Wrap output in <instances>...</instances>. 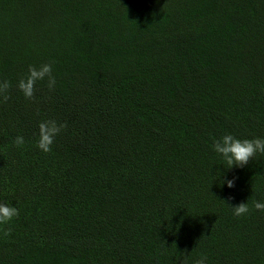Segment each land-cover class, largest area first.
Here are the masks:
<instances>
[{
  "label": "trees",
  "instance_id": "16d2710c",
  "mask_svg": "<svg viewBox=\"0 0 264 264\" xmlns=\"http://www.w3.org/2000/svg\"><path fill=\"white\" fill-rule=\"evenodd\" d=\"M5 80L0 264H264V154L213 149L264 138V0H0ZM46 120L67 123L48 153Z\"/></svg>",
  "mask_w": 264,
  "mask_h": 264
},
{
  "label": "clouds",
  "instance_id": "9594fccd",
  "mask_svg": "<svg viewBox=\"0 0 264 264\" xmlns=\"http://www.w3.org/2000/svg\"><path fill=\"white\" fill-rule=\"evenodd\" d=\"M47 80L49 90H53L56 85V78L53 75L52 63H45L37 66H30L26 77L18 82V88L22 91L24 97L28 100H33L36 95V85L40 81ZM12 85L8 81L0 82V102L7 103L10 99L9 91ZM39 133L36 146L43 152L48 153L52 150L56 137L67 128V123H59L56 120L42 121L38 125ZM17 147L24 145L25 140L23 136H17L15 141ZM214 151L222 156L228 168L234 167L244 168L253 160L259 153L264 154V138L254 139H238L232 134H225L220 139L213 143ZM235 179L225 178L222 183H226L229 188L235 186ZM233 214L236 216L247 215L250 211L248 203H240L237 206L229 205ZM255 209L264 211V202H255ZM19 216V210L9 204L0 203V225L10 223L14 218ZM11 231H5L4 236H10ZM207 256L201 255L195 264H206Z\"/></svg>",
  "mask_w": 264,
  "mask_h": 264
}]
</instances>
